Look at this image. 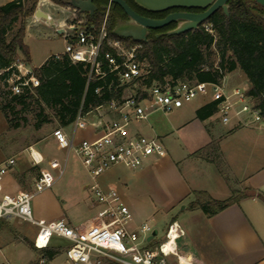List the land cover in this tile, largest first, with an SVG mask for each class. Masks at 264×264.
<instances>
[{
  "label": "built area",
  "instance_id": "built-area-1",
  "mask_svg": "<svg viewBox=\"0 0 264 264\" xmlns=\"http://www.w3.org/2000/svg\"><path fill=\"white\" fill-rule=\"evenodd\" d=\"M110 4L99 28L88 25L85 14L74 8L72 22L64 25L59 33L66 38L65 50L55 53V58L66 55L73 63H85L88 66L90 80L105 81L109 76L116 95L107 99L105 104L96 107L87 114L78 113L72 124L73 132L68 134L63 127L53 130L57 147L73 151L86 170L90 182L88 188L93 191L94 202L100 206L97 214L89 221L71 225L65 219L38 220L34 217L31 199L34 192L20 190L16 193L3 191V179L15 166L16 159L8 157L0 163V220H18L29 222L38 227L34 238L37 248L52 245V239L59 237L68 241L65 249L71 264H202L190 251L179 252L178 241L186 236L184 227L172 221L165 233V240L158 245L152 243L150 234L156 236V230L148 222L137 228H131L132 214L122 196L114 186L103 187L99 181L102 174L115 166L136 169L152 156L166 155V149L158 135L147 136L137 126L146 120L152 110L172 111L190 102L199 94H210L212 101L217 100V112L222 124L237 125L261 120L254 101L246 94L247 89L235 86L229 91L224 81L221 83H190L187 81L165 83H144L150 73L146 59L139 56L143 43H129L123 37H113L108 29ZM213 32L211 24H204ZM13 94L33 90L39 86V79L30 69L24 58H18L13 65V73L6 79ZM103 86L95 89L102 94ZM96 114V120L87 123V115ZM93 127V138L77 140L75 132ZM31 154L33 151L30 149ZM67 155V158H68ZM33 164L39 161L33 158ZM56 174L40 169L34 181L35 192L50 188L65 172V164L58 160L50 162ZM1 251V246H0ZM46 258L40 260L46 263Z\"/></svg>",
  "mask_w": 264,
  "mask_h": 264
},
{
  "label": "trees",
  "instance_id": "trees-1",
  "mask_svg": "<svg viewBox=\"0 0 264 264\" xmlns=\"http://www.w3.org/2000/svg\"><path fill=\"white\" fill-rule=\"evenodd\" d=\"M58 5H66L65 0H51ZM136 11H147L138 6L134 0H125ZM39 0H13L0 5V81L6 88L4 103L0 110L4 113L9 125L17 128L21 122H13L10 114L18 113L23 125H32L40 130L46 124L56 123L57 127H69L79 112L87 114L96 107L105 104L107 99L116 95L108 88L109 76L105 81L90 80L88 82V66L85 63H73L66 55L55 58L48 57L44 63L34 69L39 79V86L33 90H25L21 94H13L7 86L6 79L13 73V65L19 54L29 62L30 51L24 42L26 20L35 14ZM97 6L91 16L85 14L87 24L99 28L105 17L110 0H94ZM199 10H202L199 8ZM148 12V11H147ZM167 12L159 13L165 16ZM264 7L255 0L228 1V14L220 8L207 21L195 29L177 35L167 32L174 29L177 23H171L161 29L153 30L143 43L139 56L146 59L150 73L144 83H165L187 81L190 83H221L228 73L237 69L246 76L250 86L246 94L254 101L264 120ZM126 18V13L117 4H112L108 29L113 33L118 20ZM21 26L9 39L8 32L17 21ZM92 23H91V22ZM211 24L213 32L204 24ZM135 43L131 38H123ZM103 86L102 94L95 89ZM217 100H213L200 109L202 120L217 113ZM201 112H203L201 114ZM216 148L215 142L197 150L195 156H208ZM194 199L188 209H200L206 216H213L226 209L242 197L238 192L224 200L212 198L205 191H193ZM264 199V198H263ZM176 220L175 218L173 221ZM28 246L49 261L59 253L58 248H37L33 243Z\"/></svg>",
  "mask_w": 264,
  "mask_h": 264
},
{
  "label": "rangeland",
  "instance_id": "rangeland-1",
  "mask_svg": "<svg viewBox=\"0 0 264 264\" xmlns=\"http://www.w3.org/2000/svg\"><path fill=\"white\" fill-rule=\"evenodd\" d=\"M0 1L5 2L6 0ZM38 7L39 4L37 5ZM40 8L49 10L55 18V23L48 24L43 18L38 19L40 20L39 22L36 20L32 21L30 20L31 18L26 20L24 42L30 51L28 65L32 70L38 68L51 55L64 52L66 38L57 31V27L59 23H64L67 31L70 32L67 24L72 22L75 14L73 7L58 5L51 0H48ZM20 26L21 21L19 20L9 30L7 35L9 39ZM19 57L21 59L24 58L22 53L19 54ZM225 77L227 78H224L225 80L223 79V81L229 91H231L233 86L241 88L250 86L246 76L240 69L228 73ZM5 90L6 88L0 81V105L4 103ZM209 101H212V96L209 93L206 95L199 94L190 102L185 103L184 106L172 111L152 110L148 118L137 126L147 136H161V141L168 153L167 165L161 164L154 168L151 167L144 172L138 168L131 169L119 165L112 175V185L118 190L131 211V228H137L144 222H148L153 230H156L155 237L152 232L148 236L153 239L152 243L154 245H158L165 240L168 226L175 218L186 231V236L178 241L179 252L190 251L196 258H199L197 247H200L201 259L203 257H212L208 247L205 245L207 242H205L204 234H202V231L205 230V228L203 229L205 214L200 209H188L191 198L190 195L185 196L184 183L187 182L189 184L196 177L197 169L193 168L194 158L189 157L188 154L203 144L202 139L205 136L203 135L202 137V132L199 129L200 113L197 110L194 111L193 106L199 105L200 109ZM93 115L86 118L87 123L96 120ZM215 115L219 116L218 112ZM21 116L18 113L10 114V118L14 123L21 122V125L15 128L8 124L4 113L0 110V159L14 157L16 159L14 170L19 168L20 165H24L23 160L25 158L29 159L28 163H26L28 170L23 173V178L26 185L32 187L29 191L34 192L31 199L34 217L37 219L36 208L42 210L44 214L48 213L50 215V213L55 212L56 205L52 199L53 195L59 198L71 218L80 219L84 217L85 211L82 207L94 204V194L90 188H83L87 172L82 166L80 159L73 151L68 155L67 150H57L51 138L52 131L58 126L56 123L46 124L40 130H36L32 125L24 126ZM216 122L219 123L217 118ZM240 128V133L259 132L261 134L259 140L253 139L252 142L259 145L255 147V151L258 154L263 153L264 120L249 121V123ZM91 129V126L87 125L85 128L76 130V141L87 138ZM66 130L69 134H72L73 128L70 126ZM230 143L236 145L237 138L228 144ZM32 145L43 154L44 163H49L53 158H58L64 163L68 155L65 173L56 180L53 186L41 192H35L33 184L35 178L39 175V169L37 168L38 165L31 163L29 157L28 149ZM232 153L238 152L233 149ZM209 154L213 158L216 156L213 151ZM11 173L10 171L6 175L10 176ZM53 173L55 174L56 172ZM11 223L21 229L16 232L15 242L10 245L9 249L0 241V246L2 247L0 264H10L11 260H13L12 263L14 264H41L40 260L44 256L41 252L34 253L31 248H28L27 243L32 242L25 237L26 233L35 235L38 227L32 223L18 220H12ZM52 245H54V248H58L59 253L53 260L49 261L46 258L45 264H71L65 254V249L69 245L68 241L54 237Z\"/></svg>",
  "mask_w": 264,
  "mask_h": 264
},
{
  "label": "crops",
  "instance_id": "crops-1",
  "mask_svg": "<svg viewBox=\"0 0 264 264\" xmlns=\"http://www.w3.org/2000/svg\"><path fill=\"white\" fill-rule=\"evenodd\" d=\"M11 1L13 0H6L5 2L0 1V5ZM46 2H48V0H39V7H42ZM43 10L52 16L49 10ZM29 19L32 21L36 20L37 22L40 21L35 18L34 15L29 17L28 20ZM53 20L55 23L54 17ZM64 25L66 24L59 23L57 29L63 28ZM43 63L44 61L41 65ZM248 88L249 85L245 87V89ZM199 107V105L193 106L194 111L198 110ZM90 115L92 114L87 115V117ZM216 118L219 120V123L216 122ZM199 125L202 137L203 135L205 136L202 139L203 144L198 148H195L194 151L205 147L211 142H215L216 148L213 149V152L216 156L215 158L210 156V154L203 157L195 156L194 151L188 154L189 157L194 158L193 168L197 169V173L193 182L189 184L187 182L184 183L185 196L190 195L192 201L194 199L193 191H205L212 198L218 200L227 199L231 197L234 192H238V194L242 197L238 202L233 203L221 212L210 217L206 215L204 216L203 229L205 228V230L202 231V234H204L205 242H207L205 245L208 247L209 253L212 257H203V259H201L200 247H197L199 252V258L197 259L202 264H264V152L258 154L255 151V147L259 145L252 142L253 139L259 140L261 134H259V132L240 133V127L243 125H237L234 121L230 125H224L220 122L219 116H216L215 114L204 120L201 119ZM67 128L68 127L64 128L66 132ZM91 128L92 129L89 132L90 135L87 138H93L96 135L92 126ZM159 137L161 138V136ZM51 138L57 147V143L52 134ZM236 138V145L234 143L228 144L233 139L236 140ZM232 148L238 153L233 154ZM30 149L33 151V154H31ZM57 150L62 149L57 147ZM28 152L32 164L33 158H36L39 161L37 167L39 170L47 169L53 173L56 172V169L50 166V162L58 160L62 163V161L58 158H53L49 161V163H44L45 158L43 154L33 145L29 147ZM167 157L168 153L166 150V155L152 156L138 169L144 172L146 170L148 171L151 167L154 168L161 164L167 165ZM3 160L4 159H0V163ZM67 160L68 158H66L62 164H65L66 166ZM23 161L24 165H20V167L16 170H14L13 167L10 170L12 172L11 175H6L4 177V192L16 193L20 190H30L32 188L26 185L23 178V173L28 170L26 163H28L29 159L25 158ZM117 167H119V165L113 167L100 176L99 181L103 187L107 188L109 186H113L112 175ZM89 182L90 181L86 173V180L83 182L84 189L88 188ZM56 198L57 197L53 195L52 199L56 205L54 213H50V215L48 213L44 214L42 210L36 208L35 214L38 220L51 221L63 218L71 225H79L91 220L100 209V206L94 202L92 205L82 207L85 211L84 217L80 219H73L69 216L59 198ZM11 221L12 220H0V241L8 249L10 245L15 242L16 232L21 229L17 225H13ZM35 235H29L26 233L25 237L34 243ZM53 246L54 245H51L50 247ZM12 262L13 260H11L10 264H14Z\"/></svg>",
  "mask_w": 264,
  "mask_h": 264
},
{
  "label": "water",
  "instance_id": "water-1",
  "mask_svg": "<svg viewBox=\"0 0 264 264\" xmlns=\"http://www.w3.org/2000/svg\"><path fill=\"white\" fill-rule=\"evenodd\" d=\"M139 6L153 12L166 11L174 8H200L202 12L175 11L162 19H153L137 13L125 0H111L119 5L129 16V20H118L113 33L119 37L131 38L135 41H146L149 32L161 29L173 22L179 21L177 26L168 31L169 35L184 33L197 28L207 21L217 10L222 8L228 14L229 0H134ZM264 7V0H255ZM66 5L75 8L80 13L93 15L97 9L94 0H65ZM240 3H244L243 0ZM35 18H43L48 24L54 20L49 13L38 7L34 14ZM264 18V14L262 15ZM63 28H59L61 32ZM156 233V232H154Z\"/></svg>",
  "mask_w": 264,
  "mask_h": 264
},
{
  "label": "flooded vegetation",
  "instance_id": "flooded-vegetation-1",
  "mask_svg": "<svg viewBox=\"0 0 264 264\" xmlns=\"http://www.w3.org/2000/svg\"><path fill=\"white\" fill-rule=\"evenodd\" d=\"M135 2V1H134ZM112 4L113 3H111V5H110V9H111V6H112ZM139 6V5H138ZM143 8V7H142ZM145 9V8H144ZM145 10H147V9H145ZM136 11V10H135ZM148 11V12H147ZM147 11H143V10H140V11H136L137 13H139L140 15H143V16H146V17H149V18H153V19H162V18H165L168 14H170V13H172V12H175V11H187V12H196V13H198V12H202L203 11V9L202 10H199V8H174V9H170V10H166V11H159V12H153V11H149V10H147ZM164 12H167L166 14H165V16H160V14L159 13H164ZM122 20H125V21H127V20H129V16L126 14V18L125 19H122ZM174 23V22H173ZM175 23H179V21H176ZM154 29H152L150 32H149V34H148V36L152 33V31H153ZM157 30V29H156Z\"/></svg>",
  "mask_w": 264,
  "mask_h": 264
}]
</instances>
